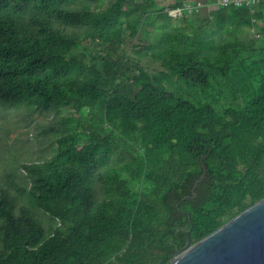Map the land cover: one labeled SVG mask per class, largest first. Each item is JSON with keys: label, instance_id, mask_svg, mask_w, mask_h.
Listing matches in <instances>:
<instances>
[{"label": "trees", "instance_id": "16d2710c", "mask_svg": "<svg viewBox=\"0 0 264 264\" xmlns=\"http://www.w3.org/2000/svg\"><path fill=\"white\" fill-rule=\"evenodd\" d=\"M183 3L0 0V103L60 118L0 186V264H170L264 198V4Z\"/></svg>", "mask_w": 264, "mask_h": 264}, {"label": "rangeland", "instance_id": "374dc122", "mask_svg": "<svg viewBox=\"0 0 264 264\" xmlns=\"http://www.w3.org/2000/svg\"><path fill=\"white\" fill-rule=\"evenodd\" d=\"M114 1L102 0L104 8ZM136 44L137 40L127 39L119 53L128 55L133 60H140L150 73L161 69L154 61L138 58L132 51V46ZM101 50H105V46L86 42L78 49L88 58H91L95 51ZM188 97L194 101V96ZM74 115V112H70L65 116ZM59 119L54 118L53 114H31L26 105L7 108L0 103V186L9 189L13 194H18L17 189L27 187L28 180L23 175L21 165L42 162L53 156L57 148L56 136L48 130L57 126ZM37 216L48 226V215L37 211Z\"/></svg>", "mask_w": 264, "mask_h": 264}, {"label": "water", "instance_id": "95a60500", "mask_svg": "<svg viewBox=\"0 0 264 264\" xmlns=\"http://www.w3.org/2000/svg\"><path fill=\"white\" fill-rule=\"evenodd\" d=\"M170 264H264V198L199 242Z\"/></svg>", "mask_w": 264, "mask_h": 264}, {"label": "built area", "instance_id": "2783aa9c", "mask_svg": "<svg viewBox=\"0 0 264 264\" xmlns=\"http://www.w3.org/2000/svg\"><path fill=\"white\" fill-rule=\"evenodd\" d=\"M264 4V0H220L219 6L229 8V7H235V8H241L245 7L248 8L252 15H255L258 12L259 7ZM205 7L204 3L201 1H198L196 3H183L182 6L176 7L173 9H167V12H169L172 16H183L184 14H195L199 13L203 8ZM258 20L257 18H253V24H257ZM261 35L258 34L257 37L259 38Z\"/></svg>", "mask_w": 264, "mask_h": 264}, {"label": "crops", "instance_id": "0c3cea01", "mask_svg": "<svg viewBox=\"0 0 264 264\" xmlns=\"http://www.w3.org/2000/svg\"><path fill=\"white\" fill-rule=\"evenodd\" d=\"M179 0H156L157 2V6L158 7H168L170 5H173L175 4L176 2H178ZM198 1H201L203 2V0H183L184 3L186 2H189V3H196ZM209 1H212V4L208 5V6H205V8H208L210 9L211 6L214 7V6H217L220 2V0H209ZM204 3V2H203ZM205 5V4H204ZM204 9V8H203Z\"/></svg>", "mask_w": 264, "mask_h": 264}]
</instances>
